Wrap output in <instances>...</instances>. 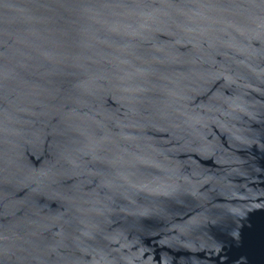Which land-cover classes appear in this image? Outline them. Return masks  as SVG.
I'll return each instance as SVG.
<instances>
[{
	"label": "water",
	"instance_id": "obj_1",
	"mask_svg": "<svg viewBox=\"0 0 264 264\" xmlns=\"http://www.w3.org/2000/svg\"><path fill=\"white\" fill-rule=\"evenodd\" d=\"M0 264H264V0H0Z\"/></svg>",
	"mask_w": 264,
	"mask_h": 264
}]
</instances>
